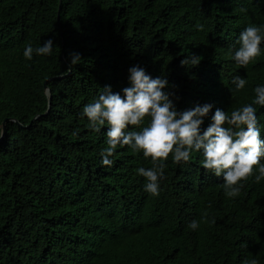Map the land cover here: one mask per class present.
<instances>
[{
  "label": "trees",
  "instance_id": "1",
  "mask_svg": "<svg viewBox=\"0 0 264 264\" xmlns=\"http://www.w3.org/2000/svg\"><path fill=\"white\" fill-rule=\"evenodd\" d=\"M59 5L0 0V133L7 120L0 264H243L252 257L264 264V179L249 177L228 198L198 153L183 165L170 155L160 195L152 196L135 171L149 160L125 146L111 167L101 166L105 133L80 115L105 85L114 92L127 86L132 65L166 75L181 110L250 103L264 83V52L246 72L231 53L245 26H264V0H62L60 12ZM50 37V57L24 58L26 45ZM71 52L80 54L76 65L68 63ZM191 52L199 65L182 66ZM234 74L247 83L230 92ZM257 114L264 128V108ZM193 219L196 231L188 227Z\"/></svg>",
  "mask_w": 264,
  "mask_h": 264
},
{
  "label": "clouds",
  "instance_id": "2",
  "mask_svg": "<svg viewBox=\"0 0 264 264\" xmlns=\"http://www.w3.org/2000/svg\"><path fill=\"white\" fill-rule=\"evenodd\" d=\"M194 27L203 31L205 25L197 23ZM235 44L238 46L232 50L231 59L246 72L250 62L264 52V26H245ZM54 45L52 37L36 47L29 43L23 56L28 61L34 55L50 57ZM80 58L78 52L69 53V65H76ZM200 61L201 56L191 52L180 63L194 67ZM230 83V92L240 91L247 77L234 74ZM173 87L166 75L153 77L144 67L132 65L127 69V86L114 92L111 85H105L98 96L83 105L80 115L87 119V127L95 133H105L106 146L97 153L100 165L111 167L118 148L127 146L142 153L151 166H140L135 171L144 178L143 190L152 196L160 195L170 155L173 163L183 165L190 161L192 153H198L202 168L221 178L228 198L238 197L249 177L257 183L264 179V128L257 114V106L264 108V83L254 86L250 103L231 111L219 107L213 111L214 104L208 102L181 110L176 103L180 97ZM43 91L50 96L51 89L45 87ZM71 134L78 135L79 129H73ZM210 222L214 223V218ZM199 226L195 219L188 224L193 231ZM243 264L258 261L252 257Z\"/></svg>",
  "mask_w": 264,
  "mask_h": 264
},
{
  "label": "water",
  "instance_id": "3",
  "mask_svg": "<svg viewBox=\"0 0 264 264\" xmlns=\"http://www.w3.org/2000/svg\"><path fill=\"white\" fill-rule=\"evenodd\" d=\"M61 6H62V0H60V5H59V12L61 10ZM58 24H59V16H58ZM59 29L61 31V28H60V25H59ZM45 86H46V83H45ZM50 107H51V97H50V101H49V110H50ZM48 110V111H49ZM6 124H7V120H5L2 124V138L4 137V135L6 134Z\"/></svg>",
  "mask_w": 264,
  "mask_h": 264
}]
</instances>
